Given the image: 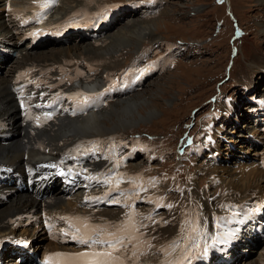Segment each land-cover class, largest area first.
Segmentation results:
<instances>
[{
    "label": "rangeland",
    "instance_id": "1",
    "mask_svg": "<svg viewBox=\"0 0 264 264\" xmlns=\"http://www.w3.org/2000/svg\"><path fill=\"white\" fill-rule=\"evenodd\" d=\"M150 1L153 0H121L119 6L126 4L117 10H115L117 7L111 8L109 4L120 2V0H103V3L107 4L106 7L108 8L106 9L114 10L107 11V14H109L106 18L107 21L111 18L114 19L121 10H130L133 8L131 6L140 3V12L139 14H133V18L149 27L150 32H146L147 35L145 34L144 37H148V34L151 33L148 39L142 41L141 47L143 44L150 45L152 41H157L155 42L157 45H150L149 52L139 61L142 62L148 57L152 59L160 57V59L158 60V70L135 92L141 93L145 100H149L148 107L150 110L154 109L155 112L151 117L148 116L143 120L138 119L130 126L111 130L108 132V136L92 138L95 139L94 142L97 143V146L101 143L100 139L110 141L115 138L116 142L123 144L122 149L131 148L132 145L136 147L132 159L121 158V152L113 155L115 159L120 161L117 167L118 170L127 173L129 175L127 177H131L128 170L133 171L136 178L145 180V184L142 185L141 189L143 196L156 192L157 195H161L163 201H166L169 196L173 201L174 195L178 191H182L183 196L185 195L190 199L187 198L186 203L193 202L194 204L193 207L196 211L194 224L197 223L196 221L200 216V219L205 216L203 211H199V206H204L203 209L207 210L213 207V210H216L220 208L222 203L223 208L215 211L214 215L224 214L226 210H234V212L241 210V217L232 215L226 220L230 221L237 218L243 223L246 219L245 204L232 205L231 201L246 198L247 204L252 205L251 201L254 200H252L251 195L256 194L261 199L264 197V172L262 167L260 168L257 161L245 160V162H241L239 160L245 159L248 155H253L256 152V149L250 146L249 151L242 150L245 147L247 148V145H250L249 143L254 145L253 143L259 142L262 143V147L264 146V129L262 128L264 117L261 120L255 118V112L259 115L260 110L264 111V73L260 70V67L264 69V0H162L160 6H153ZM60 2L65 6V9H68V4H65L64 0H60ZM100 2L101 0H98V3ZM61 4L55 8L57 13H63L59 9L62 6ZM88 7L90 6H85L83 11ZM0 8H3L1 3ZM229 8H231L232 14L229 13ZM144 10H146V13ZM126 17L128 16L125 15L121 21L117 22V26L115 25L116 27L110 33L103 34L102 37L96 40H102L104 36L114 35L121 30H126L123 28L125 25L128 26L132 20H128V23H122L127 19ZM234 26L239 27L240 32H236ZM133 27L129 25V28L132 29ZM93 41L95 39L78 43L74 41L73 44L83 45ZM73 44L68 45L72 46ZM130 45H133V43L123 45L115 55L109 56L107 60L106 64L112 68L110 76L114 79L118 77L119 71L128 68L132 64L135 65L133 66L135 70L138 68L139 61L137 62V60L142 55L138 57V53H134V49H131ZM63 47L65 45L61 47L56 45L55 48L49 47L47 49H60ZM45 49H42V51ZM30 51L32 52V50ZM33 52L35 51L33 50ZM139 53H143V50L140 49ZM171 53H179L181 56L169 55L167 61H165L166 56ZM12 59L14 58L10 60ZM131 59L132 62L123 67ZM88 63L94 64L92 62ZM118 63L123 68L117 71L115 78L111 73L114 72V69L119 68ZM156 63L149 61V64ZM144 66L142 65L138 70ZM135 92L131 91L129 94L133 95ZM228 96L236 100L241 117L230 116V121L224 122L225 118L223 116L237 110L236 106L234 107L229 100H225ZM255 98L261 100L256 102ZM253 105L256 107L253 108ZM148 107L146 105L140 107L142 109L139 110L140 114L144 115ZM257 107L261 108L258 109ZM243 118L253 119L257 123L260 122L257 128L259 132H253L256 129L254 125L246 127L250 129V132L247 133L251 135L250 139L243 135L245 128L240 127ZM230 123L232 129L229 127ZM106 125L111 128L108 123ZM212 132H215V134H212ZM259 133L261 134L260 137L255 136ZM211 137L218 140V144H214L217 148L216 151L212 144L203 147L200 145L203 141L207 142ZM242 143H244V146ZM112 144L114 143H109V145ZM237 144L240 148L236 146ZM106 145L109 146L105 144L104 148H106ZM197 145H200L198 147L199 152L194 148ZM204 148L209 153L215 151L216 155L211 154L208 156ZM125 153L127 152L124 151L122 155ZM219 156L220 159H218ZM254 157L256 158L255 155ZM110 158H113L112 155H110ZM222 158L223 161L219 166L214 164ZM174 161L175 165L172 167ZM93 164L95 163L92 162L91 165ZM113 167L115 168V164ZM212 174H215L219 181L216 182V179L211 177ZM131 180L133 179L131 178ZM187 183L191 186L188 187ZM184 188H188V190H183ZM159 191L162 193L160 194ZM64 200L70 201L67 198ZM198 200L201 201L203 206L197 205ZM145 201L142 198L140 202L141 209L147 208L148 201ZM258 201L261 202V200ZM169 205L156 204V208L161 206L163 208L162 212L171 213ZM51 206L56 208L55 202ZM112 208H110V211L119 210ZM188 210L189 206H187L186 212ZM221 210H224V212L220 213ZM162 212L159 211L158 213L162 214ZM199 212H201V215H199ZM212 212H207L205 217L206 229H208V234H211L212 238L210 239V236L204 239L207 241L205 243L209 249L218 250V247L211 241L216 240V244L222 246L225 243L223 241H228V230H223L221 236L218 230L220 228L212 226L215 228L209 229L210 221L214 217ZM216 212L218 214H215ZM180 218L173 220V224L179 221ZM190 220L186 218L187 225L194 226L190 224ZM113 221L110 219L111 224H113ZM118 226L116 228L120 227ZM122 229L126 228L122 226L120 230H113L121 232ZM0 230L2 232L0 233V239L17 231L11 224L0 228ZM26 230L28 231V228L21 227L18 232L23 234ZM240 231L238 230L235 235ZM123 233H119L118 236L123 237ZM176 234H180V232ZM101 236L100 233L95 239H101ZM180 236L183 237V234ZM172 237L174 236L171 235L162 240H158L157 237L153 240L161 244ZM237 242L239 241L237 240ZM125 248L128 249V246L126 245ZM133 256L138 258L134 254ZM6 258H8L6 260L11 259L8 256ZM254 259L255 257H252L245 264H264V251L259 254V263H255ZM245 261H235V264H243Z\"/></svg>",
    "mask_w": 264,
    "mask_h": 264
},
{
    "label": "bare ground",
    "instance_id": "2",
    "mask_svg": "<svg viewBox=\"0 0 264 264\" xmlns=\"http://www.w3.org/2000/svg\"><path fill=\"white\" fill-rule=\"evenodd\" d=\"M64 1H65L64 2L65 4H68V10H71V11L73 9L78 8V5H79L78 3L80 2H82V5L84 7L85 6H90V7H88V9H86L83 12L85 13V16H86L84 19L76 23H70L62 29L57 28L58 32H61L62 30L66 28L70 29L71 32L77 31L79 27L91 28V29L86 30L87 33H93L95 31V27L97 26L99 27L96 31H100L103 28L109 29L117 25V22L121 21V19H123L125 15L128 16L129 18L126 17L127 19L124 20L122 23H125V22L128 23L129 22L128 20L132 19L129 25H131V27L132 26L134 27L131 29L129 28V25L128 26L125 25L123 29H126V30H121L119 33L114 34V35L110 34L108 36H104L102 40L95 39V41L88 42L83 45L72 43L73 44L72 46L65 45V47L60 48V49H47L49 47H46L45 50L43 51L41 50L40 52H33V50L31 52L30 50H27L24 53L20 52L17 55V58L10 57L9 56L10 53L7 55L5 54L0 55V66H5L4 68L0 69L1 70V73H0V132L3 130L1 129V126L2 124H4L5 119L9 120V128L7 130L10 131V136L7 140H4V139L0 140V174L9 167L14 166V169H15V167H20V165H22L23 163H35V162H40V161L44 163L58 162V163H61L62 165L73 166L72 163L76 160V158L74 156V153L71 152V149L68 144H71L74 141L83 142L84 143L83 148L93 149L94 154L97 156V159L91 160V161L89 160L86 163L87 166H85V168L95 171L97 168L101 167L102 164L109 159L110 156L108 157L105 153H103L102 155L98 154L99 151L108 148L109 146L107 147V145H106V148H104L105 147L104 145L105 144L109 145V143L107 142V139L106 140L100 139L101 143H99L97 146L96 145L97 143L94 142L95 139L92 137L108 136L109 135L108 132H110L111 130L113 131V129L115 128H123L126 126H130L134 122H136L138 119L143 120L148 116L151 117L155 112L154 109L150 110L148 107L150 101L145 100L144 97L141 96L142 95L141 93H136L134 90L144 80V78H146V76L148 75V72L152 69V67L157 66V63L149 64L148 62L147 65H145L143 68L139 70L138 69L135 70L133 67L135 65L132 64L128 68H124L123 70L119 71V75L116 79L110 76V72L112 68L110 65L106 64L109 56L111 55L113 56V54L115 55V53L123 45H128V44L133 43V45H130V48L134 49V53L136 52L138 53V57L142 55V53H139L140 49L143 47V46L141 47L142 41H144L145 39H148L151 33L148 34V37H144L145 34L147 35V33L150 32L149 27L143 24V22L141 23L140 21H136V19L133 18V14H139L140 12V9H141L140 3L136 2L139 4L131 6L133 8L130 10H121L114 17V19L111 18L107 21L105 17L109 15L107 14V11H106V8L108 7H106V5H103L101 2L98 3V0H93L94 3H91L92 0H67V1L64 0ZM86 2H88L89 4L88 3L86 4ZM2 3L4 4V0L2 1ZM124 4L120 5V7L123 6ZM59 6L60 5H58V7ZM59 9H61L62 11L67 10L65 9V6L63 5ZM117 9H119V7H117L115 10ZM111 11H114V10H111ZM5 15H6V18L2 19V22H0V29H4L5 31L9 32V30L14 28L15 26L12 24V21H11L12 15H10L9 13H5ZM17 39H19V37H16L14 40H11V41L8 40V42L5 44L2 43L4 42L3 40H0V43H2L4 46L8 47L11 50L17 48L19 51H21L24 43L21 44ZM97 42H99V44H94ZM11 58H14V59L10 60ZM62 58L64 61L63 72L65 73L66 76H69L70 78L76 81L75 86H73V84H70L75 89L76 92L81 91L82 90L81 87L83 86L84 88H87L88 91H94L96 93H105L109 96H113L116 99H113L114 100L113 102L111 101L104 102L100 107L93 108L91 109V111L86 112L81 115H77L74 117L63 116L57 121L56 119L52 118L44 126L37 129V131H35L34 133H29L25 125H22L19 121V117L16 112V105L13 99L11 87L14 83L27 84L28 88L36 87V93L44 97L45 96L43 92L44 80H42V78L40 77L35 76V74L30 71L28 66L26 65L22 66L24 64L23 62H25L27 59H32L31 61H34L37 63H46L49 61H59ZM88 62H92L94 64H91ZM93 67H95L97 69L96 71H98L96 75H90L88 73V70ZM260 70H262L263 71L262 73H264L263 68L260 67ZM36 71H38V69H36ZM137 76H139V79L136 78ZM137 83L139 84L136 86L135 89L132 90L135 93L133 95L129 94L128 92L131 90L133 85ZM105 89H108V91H105ZM145 105L146 107H148L146 108L147 114L146 113H145L146 115L140 114L139 110H142L140 109V107L142 108ZM220 106H221V103H220ZM254 107L256 106L253 105V108ZM238 110L239 109H237L236 111H233L232 113L230 112L227 116L222 115L225 118L224 122L227 120L230 121L229 119L230 116H233V117L239 116L240 118L241 114H239ZM251 112H254V111H251ZM255 114H256L255 118L258 120H261L262 117H264V111L262 110L258 112L259 115H257V112H255ZM106 123L111 125V128L107 126ZM231 123H232V120H231ZM231 123L229 125L230 129H232ZM259 123L260 122L257 123L253 119L249 120V119L243 118L241 120V126L240 124L239 126L245 128V130H243V133H244L243 135L250 139L251 135L247 134L250 132V129H247L246 127H252L254 125L256 129H254L253 132H255V131H258L257 128L259 126ZM219 130H222V129H219ZM212 134H215V132H212ZM255 136L260 137L261 134L259 133V134H256ZM228 139L230 140V138ZM215 143L218 144V140H214L211 137L208 139L207 142L203 141L200 145H202L203 147L205 145L212 144V147L215 148V151H216L217 148L216 146H214ZM238 144L236 145L237 147H239ZM243 144L244 143H242V145ZM249 144L250 145H247V148L245 147L242 150L246 149L249 151L250 150L249 146L254 148V145H251V143ZM200 145H197V147H194L196 148L195 149L196 151H198V147ZM135 149L136 147L134 146L129 148L130 152L128 154H130V157L133 156V151H135ZM260 149H262V152H263L264 146L263 147L259 146L258 149L256 148V153H254L253 155H250L252 157V160L249 159L250 162H254L255 160L254 155L257 158V153L259 152ZM215 151L214 153H209L205 149V152L207 153L208 156H210L211 154L216 155ZM125 155H127V153H125L123 156ZM263 158H264V155H263ZM218 159H220V156L218 157ZM221 161H223V158L219 162H215L214 164L219 166L222 163ZM92 162H94L95 164L91 165ZM2 163H6V165H3ZM261 167H262V171L264 172V164L261 163ZM103 172L104 171H102V173ZM114 176H115V172H113V177H111L107 182V190H105L102 193L95 192L98 198H103L107 196L108 191L111 188L116 187L121 184L122 180L118 184L113 183ZM93 177L96 179H100L102 177V174L101 172H98V175H95ZM211 177L215 178L216 182L219 181L217 176H215V174H212ZM137 182L142 185L145 184V180L143 179L142 180L139 179ZM187 184H188L187 185L188 187L191 186L189 183ZM177 186L178 185H176V187ZM183 190H188V188H184ZM118 191H119L120 196H122L123 199H129L132 196V194L129 193L130 192L129 190L125 191L123 188H119ZM58 192L60 193V195L58 194L54 195L46 203L51 206V204L55 202L56 208H54V210H60V211H63L64 209L70 210L72 208V206L70 205V201L64 200L66 198L62 197L61 191L58 190ZM181 192L178 191L174 195L175 197L173 201L170 199V196L168 197L166 201H163L161 199V195H157L156 192L147 194V197L150 199V204L147 206L146 209H143L140 211L155 210L156 204L157 205L163 204L164 206H167L170 204L168 207L170 208L171 213L166 212V211L162 212L161 210L162 212L161 214L155 211L152 214L146 215V218H144L142 221L135 220L133 222V223L138 224L139 228L142 229L139 239L135 240L138 247H140L139 245L140 241L141 243H144L142 239L145 238L147 235H151L153 239L158 237V240H162L164 238H167L173 235L174 237L169 238V240L166 241V242H169L175 237H181L180 235L183 234L184 240L185 242H187L190 240L191 236L194 233L193 229H195L197 231V234H199L203 238V241L207 242L204 238L210 237L211 234L209 235L208 234L209 231L208 229H206V224H207L205 220V217L207 216L206 213L207 212L211 213L213 211L212 213L214 215L215 211H219L221 208H223L222 206L223 203L220 205L219 209L217 208L216 210H213V207H210L207 210V209H203L204 206L201 204V201L198 200L197 205L203 206L202 211L204 212L205 216L202 217L201 219H200L201 217L200 216L199 219L196 221L197 223L193 224L194 226H188L186 223V218L191 219L193 214H190V210L186 212L187 206L189 204V203L188 204L186 203V200L188 197H186L185 195L183 196V193ZM159 193L161 194L162 192L159 191ZM202 196L204 197L203 194ZM203 197H202V200H203ZM251 197H252V200H262L256 194L251 195ZM169 199L171 200V202ZM245 199L246 198L242 200L231 201L232 205L245 204V208L248 207L245 210L246 219L243 223L237 218L227 221L226 219L232 215H234V217L235 216L241 217V212L238 215H235L234 210H228L224 212L225 210L224 209L220 211V213L224 212V215L222 217H219L218 220L214 219V217L211 219L209 229L210 228L212 229L215 227L220 228L218 230L220 231L219 235L221 236L223 234V230L229 229L228 235L232 234V236H235V233L238 230L242 231V227H245L244 224L247 222L249 218L250 210H256V207H257L255 205L247 204ZM31 203H35L37 206L39 205L38 202L35 201V198L31 196V194L29 193L27 194V196L23 193H15L14 195H11V196L6 194L5 198H0V228L8 226L9 225L8 220L10 222V218L13 215L20 213V212L24 213L30 207H32ZM42 206H45L44 203H42ZM112 209H119V210H115L118 212H121L122 210L119 207H114ZM106 212H111V211L110 209L107 210V208L106 209L104 208V215L106 214ZM200 213L201 212H199V215H201ZM215 214H218V212H216ZM263 215H264V212H263ZM114 216H115L114 214H111L109 216L108 221H110V219L113 220V218H117ZM97 217L98 215L96 213V218ZM176 218L177 219L180 218V220L175 222V224H173V220H175ZM85 220H91V222L96 221L95 219H92L89 217H85ZM261 220L264 221V216L261 218ZM20 221L21 220H18L17 223L19 225H24L23 222H20ZM114 222L115 221H113V224H111L112 222H110L107 229L103 231H99L98 234H96V236H98L99 233L102 234L101 239L99 240L103 241V243L99 242L95 244V247L96 248H108V247L113 248L115 250H118L126 258H128L126 253L121 250V247L115 242L113 237L118 236L119 233L124 232L122 235L123 237H120L119 241L121 243L125 242V240L129 241L131 238L135 236V232H134V235L133 233L132 234L130 233V232H133L131 228L132 224L127 221L126 222L128 223L127 225H125L124 223L121 226L119 225L120 227L123 226L126 228V229H122L123 231L121 230V232H119L120 227L117 224L114 225ZM198 222H201V223H198ZM116 223L121 224L122 222H119L117 220ZM226 224H229V225H226ZM250 224H251L250 222L247 223V226H249ZM116 226H118L119 228H116ZM212 226H215V227H212ZM108 229H111V230H108ZM113 229H119V230L115 231ZM126 230H129V233ZM177 232H180V234H176ZM211 238L212 236L210 237V239ZM239 240L241 239L239 238ZM108 241H110L111 243H108ZM215 241L216 240L211 241V242L214 245H216V247H218V250H220L221 245H217ZM236 243L239 244V242L237 241ZM210 245L212 244L210 243ZM50 247H53V244L47 245V248H50ZM168 250H170V246L165 248V251H168ZM241 250H240L239 256L241 254ZM262 250H264V246ZM237 253H238V250L233 253V261L231 262V264H234V260L237 257ZM260 253L262 252L258 251L256 252V254H254V256H252V257H255V259L253 260L255 263L258 262ZM181 254H182V251H179V254L177 256L182 257ZM222 254L223 253L220 250L219 256H221ZM136 255H139V254L136 253ZM252 257L250 256V258L246 260L243 264L250 261ZM128 260L133 262V264H135V262L130 260L129 258ZM135 260L137 263L140 262L139 257L138 258L135 257ZM12 261L13 260L9 261L8 263L11 264L10 262Z\"/></svg>",
    "mask_w": 264,
    "mask_h": 264
},
{
    "label": "snow or ice",
    "instance_id": "3",
    "mask_svg": "<svg viewBox=\"0 0 264 264\" xmlns=\"http://www.w3.org/2000/svg\"><path fill=\"white\" fill-rule=\"evenodd\" d=\"M46 5L42 6L45 7ZM115 7H120L119 5L115 6ZM111 9H106V11H110ZM107 17H105L106 19ZM137 79H139V76L136 77ZM105 91H108V89H105ZM104 95V93H98L95 95H88L85 94L83 92H77L75 94V96L77 98H79V104L76 108L72 109V114L76 115V114H83L85 113L87 110L89 109H93L95 107L99 106V97ZM48 119H51V114L49 113L47 115ZM190 143V141H189ZM50 167H54V165H50ZM72 170L69 169V172H71ZM87 179H94V177H86ZM81 243H88L87 241H80ZM93 243H96L98 241H92ZM100 243H103V241H99Z\"/></svg>",
    "mask_w": 264,
    "mask_h": 264
}]
</instances>
